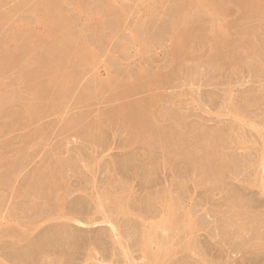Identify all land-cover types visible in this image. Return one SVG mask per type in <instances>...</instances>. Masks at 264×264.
I'll use <instances>...</instances> for the list:
<instances>
[{
	"label": "rangeland",
	"instance_id": "obj_1",
	"mask_svg": "<svg viewBox=\"0 0 264 264\" xmlns=\"http://www.w3.org/2000/svg\"><path fill=\"white\" fill-rule=\"evenodd\" d=\"M40 1L0 0V264H264V0Z\"/></svg>",
	"mask_w": 264,
	"mask_h": 264
},
{
	"label": "bare ground",
	"instance_id": "obj_2",
	"mask_svg": "<svg viewBox=\"0 0 264 264\" xmlns=\"http://www.w3.org/2000/svg\"><path fill=\"white\" fill-rule=\"evenodd\" d=\"M28 1H29V0H28ZM42 1H43V0H42ZM42 1H40V2H42ZM188 1H189V0H188ZM210 1H212V0H210ZM30 2H31V0H30ZM180 2H181V1H180ZM182 2H183V1H182ZM53 3H54V2H53ZM189 3H190V2H189ZM203 3H205V2H203ZM203 3H202V4H203ZM19 4H21V3H19ZM35 4H36V3H35ZM49 4H50V3H49ZM51 5H52V4H51ZM179 5H180V4H179ZM28 6H29V5H28ZM53 6H55V5H53ZM58 6H59V5H58ZM63 6H64V5H63ZM19 7H20V6H19ZM55 7H56V6H55ZM184 7H185V6H184ZM44 8H45V6H44ZM47 8H48V6H47ZM45 9H46V8H45ZM113 9H114V8H113ZM2 10H3V9H2ZM16 10H17V8H16ZM32 10H33V9H32ZM57 10H58V9H57ZM59 10H60V8H59ZM59 10H58V11H59ZM183 10H184V9H183ZM27 11H28V10H27ZM22 12H23V11H22ZM25 12H26V10H25ZM45 12H46V10H45ZM45 12H44V13H45ZM49 12H50V11H49ZM179 12H180V11H179ZM253 12H254V11H253ZM30 13H32V12H30ZM37 13H38V12H37ZM217 13H218V12H217ZM39 14H40V13H39ZM0 15H1V14H0ZM4 15H5V13H4ZM6 15H7V14H6ZM33 15H34V14H33ZM186 15H187V14H186ZM2 16H3V15H2ZM2 16H1V18H2ZM39 16H40V15H39ZM180 16H181V15H180ZM220 16H221V15H220ZM58 17H59V16H58ZM60 17H61V16H60ZM218 17H219V16H218ZM52 18H53V17H52ZM2 19H3V18H2ZM176 19H177V18H176ZM14 20H15V19H14ZM50 20H51V19H50ZM178 20H179V19H178ZM54 21H55V20H54ZM60 21H61V18H60ZM57 22H58V21H57ZM66 22H67V21H66ZM46 23H48V21H46ZM61 23H62V22H61ZM61 23H60V24H61ZM9 24H10V23H9ZM43 24H44V23H43ZM102 24H103V23H102ZM3 25H4V24H3ZM61 26H63V25L61 24ZM47 27H48V26H47ZM53 27H54V26H53ZM55 28H57V27H55ZM55 28H54V29H55ZM59 28H60V27H59ZM51 29H52V28H51ZM54 29H53V30H54ZM219 29H220V28H219ZM222 29H223V28H222ZM58 30H59V29H58ZM12 31H13V30H12ZM21 31H22V30H21ZM214 31H215V30H214ZM53 32H54V31H53ZM69 32H70V31H69ZM64 33H65V32H64ZM216 33H217V32H216ZM17 34H18V33H17ZM62 34H63V33H62ZM65 34H66V33H65ZM65 34H64V35H65ZM68 34H69V33H68ZM71 35H72V34H71ZM215 35H216V34H215ZM2 36H3V35H2ZM54 36H55V35H54ZM58 36H59V35H58ZM181 36H182V35H181ZM217 36H218V35H217ZM14 37H15V36H14ZM50 37H51V36H50ZM55 37H57V36H55ZM78 37H79V36H78ZM51 38H52V37H51ZM74 38H76V37H74ZM176 39H177V38H176ZM182 39H183V38H182ZM67 40H68V38H67ZM67 40H66V42H67ZM79 40H80V39H79ZM53 41H54V40H53ZM56 41H57V40H56ZM56 41H54V42H56ZM73 41H74V40H73ZM54 42H53V43H54ZM62 42H63V41H62ZM64 42H65V41H64ZM57 43H58V41H57ZM61 44H62V43H61ZM69 44H70V43H69ZM69 44H68V45H69ZM82 44H83V43H82ZM50 45H51V44H50ZM62 46H63V45H62ZM71 46H73V45H71ZM71 46H70V48H71ZM76 46H77V45H76ZM78 46H79V45H78ZM59 47H60V46H59ZM83 47H85V46H83ZM70 48H69V49H70ZM77 48H78V47H77ZM79 48H81V47H79ZM81 49H82V48H81ZM82 50H83V49H82ZM71 51H72V50H71ZM83 52H84V51H83ZM83 52H82V53H83ZM89 53H90V51H89ZM8 57H9V56H7V58H8ZM94 57H95V56H94ZM56 73H57V72H56ZM52 81H53V80H52Z\"/></svg>",
	"mask_w": 264,
	"mask_h": 264
}]
</instances>
